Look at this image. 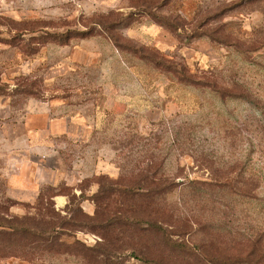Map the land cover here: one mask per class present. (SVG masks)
Returning <instances> with one entry per match:
<instances>
[{
    "label": "rangeland",
    "instance_id": "rangeland-1",
    "mask_svg": "<svg viewBox=\"0 0 264 264\" xmlns=\"http://www.w3.org/2000/svg\"><path fill=\"white\" fill-rule=\"evenodd\" d=\"M165 2L0 0V216L39 214L57 193L77 209L101 178L149 172L173 182L158 201L187 225L176 244L212 264H264V0ZM81 229L61 240L103 241ZM120 253L116 264H142Z\"/></svg>",
    "mask_w": 264,
    "mask_h": 264
},
{
    "label": "trees",
    "instance_id": "trees-1",
    "mask_svg": "<svg viewBox=\"0 0 264 264\" xmlns=\"http://www.w3.org/2000/svg\"><path fill=\"white\" fill-rule=\"evenodd\" d=\"M143 2L147 7H162L166 4L165 0ZM98 23L117 43V38L112 33L113 23L104 17ZM148 173L139 174L132 182H127L124 176L109 182L101 178L98 182L100 188L87 191L89 193L86 195L81 190V202L77 209H71L66 204V214L56 209L52 197L62 194L57 193L49 197L51 201L46 206L44 197L39 198V214L11 218L0 216V258L15 255L31 260L45 254H74L82 258L84 264H116V256L121 254L120 251L127 250L130 257L142 264H212V255L205 252L195 254L193 248L176 244L174 236L184 234L179 228L187 225L174 221L175 216L169 206L160 205L158 201L172 191L173 182L169 178H158ZM216 180L223 182L221 187L236 186L228 177ZM194 183L196 182L191 181L190 185ZM201 184L208 188L215 185L212 182ZM74 199L76 198L71 199V203ZM84 200L95 202L92 214L82 207ZM76 211L79 212L77 216L74 215ZM158 221L165 224L166 228ZM175 227L177 231L174 230ZM81 228L98 231L103 241L88 246L79 240L71 244L61 240L66 229L82 230ZM159 235L162 245L157 244Z\"/></svg>",
    "mask_w": 264,
    "mask_h": 264
},
{
    "label": "crops",
    "instance_id": "crops-1",
    "mask_svg": "<svg viewBox=\"0 0 264 264\" xmlns=\"http://www.w3.org/2000/svg\"><path fill=\"white\" fill-rule=\"evenodd\" d=\"M55 202H57L58 204H59V207H62V208H64L65 206H66V198H65V196L64 195H62V194H60V195H57V196H55ZM85 201H89V200H84L83 202H82V204L85 202ZM81 204V205H82ZM82 207L83 208H85L84 207V205H82Z\"/></svg>",
    "mask_w": 264,
    "mask_h": 264
}]
</instances>
